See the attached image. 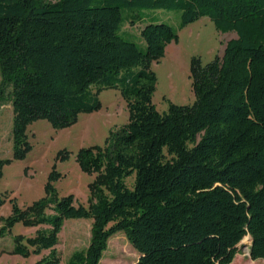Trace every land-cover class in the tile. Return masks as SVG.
I'll return each instance as SVG.
<instances>
[{
    "label": "trees",
    "instance_id": "16d2710c",
    "mask_svg": "<svg viewBox=\"0 0 264 264\" xmlns=\"http://www.w3.org/2000/svg\"><path fill=\"white\" fill-rule=\"evenodd\" d=\"M160 10L180 13L179 30L207 18L236 35L221 58L191 61L194 103H168L164 114L152 104L150 66L178 43L176 31L152 20L140 31L144 49L120 34L142 11ZM0 78L16 159L29 149L30 123L68 128L98 109L102 90H118L129 114L103 148L76 156L82 172L97 175L88 208L51 194L29 212L12 203L0 237L18 222L47 227L30 241L34 254L50 252L39 264H59L64 221L83 219L92 220L89 245L66 264H99L119 232L135 264H232L246 239L250 259L264 260V0H0ZM12 254L28 256L22 247Z\"/></svg>",
    "mask_w": 264,
    "mask_h": 264
},
{
    "label": "rangeland",
    "instance_id": "374dc122",
    "mask_svg": "<svg viewBox=\"0 0 264 264\" xmlns=\"http://www.w3.org/2000/svg\"><path fill=\"white\" fill-rule=\"evenodd\" d=\"M141 20L134 25L126 23L121 29L122 38L133 42L139 48L145 45L140 31L152 20L169 25L176 31L178 43L171 44L167 54L150 66L157 83L152 104L159 114L167 112L168 103L188 106L194 103L191 90L190 68L193 59L201 66L221 58L225 44L236 37L235 33L222 34L215 30L207 18H202L179 30L180 13L176 11H142ZM1 82V78H0ZM95 92V90H92ZM97 110L80 113L76 122L65 129L53 130L46 120L30 123L24 132L29 147L23 158H14L12 143L13 111L7 95L0 103V161H7L0 175V229L12 216V203L21 212H29L34 204L48 199L51 195L61 200L73 196L75 204L85 208L91 199V186L97 175L82 172L76 163V156L82 149L103 148L111 133L129 122L126 103L116 89L102 90L96 94ZM56 178L50 180L51 174ZM132 189L133 178L125 181ZM51 187V192L46 190ZM51 194V195H50ZM43 216H51L45 209ZM91 219L64 221L58 235L55 252L59 264H66L70 256L86 249L90 241ZM44 226H33L23 222L15 223L0 237V264H39L49 258V251L39 255L33 253L30 241L46 230ZM249 240L237 246L232 264H264V260L252 261L249 257ZM16 247L27 250L28 256L12 254ZM139 256L128 243L124 234L113 235L99 264H135Z\"/></svg>",
    "mask_w": 264,
    "mask_h": 264
},
{
    "label": "crops",
    "instance_id": "0c3cea01",
    "mask_svg": "<svg viewBox=\"0 0 264 264\" xmlns=\"http://www.w3.org/2000/svg\"><path fill=\"white\" fill-rule=\"evenodd\" d=\"M171 45V44H170ZM170 45H168L167 47H166V49H165V54H167L168 53V51H169V49H170Z\"/></svg>",
    "mask_w": 264,
    "mask_h": 264
}]
</instances>
